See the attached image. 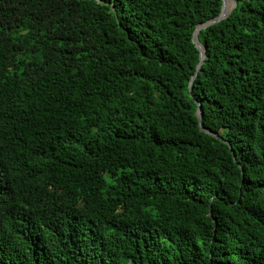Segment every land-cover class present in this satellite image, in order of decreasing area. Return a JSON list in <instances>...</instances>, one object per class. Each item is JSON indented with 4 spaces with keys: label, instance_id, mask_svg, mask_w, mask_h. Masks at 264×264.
<instances>
[{
    "label": "trees",
    "instance_id": "obj_1",
    "mask_svg": "<svg viewBox=\"0 0 264 264\" xmlns=\"http://www.w3.org/2000/svg\"><path fill=\"white\" fill-rule=\"evenodd\" d=\"M235 2L189 92L221 0H0V264H264V0Z\"/></svg>",
    "mask_w": 264,
    "mask_h": 264
},
{
    "label": "water",
    "instance_id": "obj_2",
    "mask_svg": "<svg viewBox=\"0 0 264 264\" xmlns=\"http://www.w3.org/2000/svg\"><path fill=\"white\" fill-rule=\"evenodd\" d=\"M221 1H222V5H221V10H220L219 15L216 18H214V19H212V20H210V21H208V22H206L204 24H200V25L196 26V28H195V30H194V32L192 34V43L194 44L195 48L199 51V63L196 66L195 73L191 77V80L189 82V85H188L189 92L191 91L192 83H193L194 79L197 77V75H198V73L200 71L201 65L203 63V60L205 59V50H204L203 46L201 45V43L198 40V33L201 30H203V29H205V28H207V27H209L211 25H214V24L222 21L223 19L227 18L230 15L231 11L236 6L235 0H232V5L230 6L229 10L227 12H225V10H224V0H221ZM195 116L197 117V120L199 122L200 130L203 131L204 133L208 134V135H212L209 131L203 129V127L201 125L202 110H201L200 106H198V108H197V110L195 112Z\"/></svg>",
    "mask_w": 264,
    "mask_h": 264
},
{
    "label": "bare ground",
    "instance_id": "obj_3",
    "mask_svg": "<svg viewBox=\"0 0 264 264\" xmlns=\"http://www.w3.org/2000/svg\"><path fill=\"white\" fill-rule=\"evenodd\" d=\"M231 5H232V0H226V4L224 6L225 12H227L229 10Z\"/></svg>",
    "mask_w": 264,
    "mask_h": 264
}]
</instances>
